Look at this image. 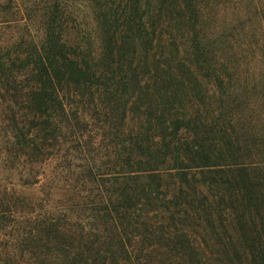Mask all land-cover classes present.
Here are the masks:
<instances>
[{
  "label": "trees",
  "instance_id": "1",
  "mask_svg": "<svg viewBox=\"0 0 264 264\" xmlns=\"http://www.w3.org/2000/svg\"><path fill=\"white\" fill-rule=\"evenodd\" d=\"M260 1L0 0V264H264Z\"/></svg>",
  "mask_w": 264,
  "mask_h": 264
},
{
  "label": "rangeland",
  "instance_id": "2",
  "mask_svg": "<svg viewBox=\"0 0 264 264\" xmlns=\"http://www.w3.org/2000/svg\"><path fill=\"white\" fill-rule=\"evenodd\" d=\"M264 0H261L259 2L260 8H264L263 5ZM230 6V5H229ZM219 6L216 8H213L215 11H220L217 15V17L214 19L213 27L215 26H221L225 22V24L229 23V21L235 16V15H245L244 11H240L241 8H234L235 5L230 6ZM238 6V5H237ZM235 9V10H234ZM235 11V12H234ZM234 13V14H233ZM213 22V20L211 21ZM259 25V24H258ZM249 28V26H248ZM261 31L260 29H257ZM261 41V44L264 46V38ZM264 49V47H263ZM249 62V63H247ZM241 65L239 66V72L241 78L248 79L249 81H252L253 77H258L261 72H264V56L259 51H256L255 55L249 56L247 58H243L241 60ZM247 68V71L246 69ZM37 193V191H35Z\"/></svg>",
  "mask_w": 264,
  "mask_h": 264
}]
</instances>
